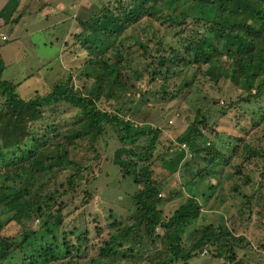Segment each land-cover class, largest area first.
Segmentation results:
<instances>
[{"label":"rangeland","instance_id":"obj_1","mask_svg":"<svg viewBox=\"0 0 264 264\" xmlns=\"http://www.w3.org/2000/svg\"><path fill=\"white\" fill-rule=\"evenodd\" d=\"M116 1L99 0L93 8L90 0H18L8 23L0 21V54L5 65L2 81L21 82L17 88L21 99L45 96L55 85L69 81L72 91L81 97H98L95 108L110 121L105 120L94 150L88 151L82 140V147L71 156L82 171L73 178V186H68V194L60 199L64 204L63 229L86 227L90 241L88 252L73 264H156L166 248V239L161 238L172 232L171 227L161 228V224L188 201L197 206L198 216L181 234L184 250L195 244L206 227L224 232L226 241H240L223 251L208 243L194 251L186 264H264V156H260L264 153V118L252 113L261 104L239 103L236 109L227 110L230 102L238 103L242 91L225 79L215 82L208 76L202 78L200 69L196 87L188 91L184 83L191 79L195 67L182 65L170 72L164 69L157 76L154 59L166 56L168 52L164 51H169V46L181 47L182 33L176 36L174 29L159 20L177 19L182 6L175 0H162L155 18H144L125 32L117 31V27H113L111 35L102 30L90 31V38L84 39L90 43L88 49L80 42L85 31L79 23L100 11L102 2L113 6ZM13 3L16 1L0 0V8ZM187 11L198 19L211 18L195 6ZM198 30L203 32L202 28ZM108 47L120 50L123 60L118 61L115 53L110 56V63L116 67L112 74L105 71L99 59ZM95 62L100 66L95 67ZM262 81L264 76L258 79ZM94 86L101 88V95L93 91ZM81 117L78 107L58 102L46 107L42 120L30 124V133L37 136V132L53 125L61 135L79 119L78 125L87 129L89 119L83 121ZM113 117L123 124L112 121ZM202 117L207 128L196 126L195 121ZM142 129L152 133L126 143L120 140L124 131L133 136ZM213 146L220 153L214 165L201 159L205 156L202 149L212 151ZM245 146L256 151L248 160ZM148 148V160L143 161L139 155ZM1 155L6 161L10 159L8 153ZM117 156L118 160L136 164L138 171L147 170L150 182L158 188L157 208L161 222H165L157 225L153 240H148L143 226L137 227L130 239L117 246L119 255L98 260L99 249L118 229L134 224L140 210L134 195L143 185L134 183L116 161ZM72 172L71 167L46 172L41 183L49 190L63 191ZM61 183L65 185L62 188ZM21 222L7 224L2 235L20 238L23 231L37 230L39 220L31 216ZM118 223L121 227H117ZM59 239L53 243H60ZM12 264L25 263L18 258ZM51 264L67 263L60 260ZM172 264L184 263L179 260Z\"/></svg>","mask_w":264,"mask_h":264},{"label":"trees","instance_id":"obj_2","mask_svg":"<svg viewBox=\"0 0 264 264\" xmlns=\"http://www.w3.org/2000/svg\"><path fill=\"white\" fill-rule=\"evenodd\" d=\"M15 1L16 3L4 4L0 8V21L6 20L3 25L7 24L8 17H12L16 12L18 0ZM161 1L117 0L113 6L111 3L102 2L100 11L92 13L87 21L79 23L85 31L80 42L90 49V43L85 41L90 38V31L97 33L102 30L106 35H111L113 27H117L119 32H125L144 18H155ZM175 1L182 6L177 19L159 20L171 30L174 29L176 36L182 33L183 36L181 35L179 39L181 47L177 49L179 46H169V51L161 49L168 53L166 56L154 59L157 76H161L164 69L170 72L172 68L182 65L189 66V68L195 67L191 79H187L184 83L188 91L191 92L196 87L197 72L200 69L203 73L202 78L208 76L215 82L225 79L232 87L242 91L243 95L237 99L238 103L230 102L227 110L236 109L239 103L258 102L261 105L252 111L253 116L264 118V103H261L264 97V81L258 82L259 77L264 76V0ZM90 2L94 8L99 0H90ZM191 6L203 10V13L211 15V18L207 20L195 18L194 13L187 11ZM3 25L0 24V27ZM198 28H202L203 32L200 33ZM94 42L95 45L98 43L97 37ZM114 53L119 55L118 61H123L120 50L116 48L108 47L99 54L100 65L103 63L105 71L107 73L110 71L109 74H112V69L116 68L109 61ZM93 64L95 67L100 66L99 62ZM4 69L5 65L0 54V159H3L0 166L2 162L5 163L0 168V207H2L0 210H3V213H0V264H12L18 258L25 264H51L53 261L60 260L73 264L89 250V230L86 227L82 230L79 228H73L70 231L63 229L64 204L60 199L68 194V186H73V178L82 171L78 168V163L71 160V156L82 147L80 144L82 140L88 151L96 148L97 139L103 133V125L105 120H108V116L95 108L98 97L93 99V94L81 97L76 94V91H72L69 81L55 85L45 96L23 100L17 93L21 82L13 84L2 81ZM93 91L97 96L101 95V88L94 86ZM58 102H66L78 107L82 112L81 120L89 119V130L78 125L81 124L79 119L61 135H58L53 125L47 127L42 133L37 132L39 134L37 136L32 135L30 124L42 120L46 107L56 106ZM112 121L123 124L117 121L116 117H113ZM195 122L196 126L207 128V121L204 117ZM146 132L142 129L135 135L128 136L127 131H124L120 140L126 143L136 140L139 136L147 135L148 132L152 133L151 131ZM187 142L189 143V140ZM244 148L249 156L246 160L255 156L256 151H252L250 146ZM149 150V148L146 149L144 154L139 155V158L147 161L148 159L145 158ZM202 151L205 152V156H201L204 162L214 165L220 158V153L215 147L212 151L210 148L202 149ZM3 153L10 154L8 161L4 160V155H1ZM47 155L50 156L47 157ZM260 156H264V153ZM226 159L227 163L228 158ZM116 161L125 168L126 174L131 176L136 185H143V189L134 195L140 210L138 220L134 224L128 227H121L120 223L117 224V227L121 228L118 229V233L112 234L109 241L99 249L98 260L119 255L117 246H121V241L130 239L137 227L143 226L149 236L148 240H153L154 238L151 237L155 228L165 222H161V213L157 208L160 203L158 188L150 182L147 170L138 171L136 164L118 160V156ZM68 167L75 172H72L66 179L67 189L52 191L45 183H41V177L46 172L60 171ZM37 181L38 184H36ZM60 186L62 188L65 185L61 183ZM31 216L39 220L37 230L23 231L20 238L2 235V230L10 222L21 224L22 218L29 219ZM197 216V206L188 201L181 205L166 223L161 224V228L171 227L172 232L168 237L161 238L166 239L164 242L166 248L163 258L159 259L156 264H172L179 260L186 264L194 251L208 243L216 245L217 251H223L226 247L230 248L231 245L240 241L239 239L226 241L224 232L206 227L195 244L190 249L184 250L181 234L184 233L188 222ZM57 239L60 243H53Z\"/></svg>","mask_w":264,"mask_h":264},{"label":"built area","instance_id":"obj_3","mask_svg":"<svg viewBox=\"0 0 264 264\" xmlns=\"http://www.w3.org/2000/svg\"><path fill=\"white\" fill-rule=\"evenodd\" d=\"M3 39L5 40V37H3Z\"/></svg>","mask_w":264,"mask_h":264}]
</instances>
